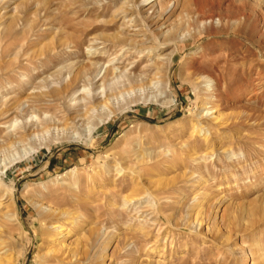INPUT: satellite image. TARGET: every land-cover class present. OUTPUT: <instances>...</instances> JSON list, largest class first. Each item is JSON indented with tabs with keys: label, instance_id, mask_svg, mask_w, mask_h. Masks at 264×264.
<instances>
[{
	"label": "rangeland",
	"instance_id": "rangeland-1",
	"mask_svg": "<svg viewBox=\"0 0 264 264\" xmlns=\"http://www.w3.org/2000/svg\"><path fill=\"white\" fill-rule=\"evenodd\" d=\"M0 264H264V0H0Z\"/></svg>",
	"mask_w": 264,
	"mask_h": 264
},
{
	"label": "bare ground",
	"instance_id": "bare-ground-1",
	"mask_svg": "<svg viewBox=\"0 0 264 264\" xmlns=\"http://www.w3.org/2000/svg\"><path fill=\"white\" fill-rule=\"evenodd\" d=\"M203 22H205V21H203ZM112 60H109V62H111ZM104 67V66H103ZM110 68H111V66H110ZM110 68H109V64H107L106 66H105V71H104V74H103V76L100 78V79H103V80H105L106 78H107V76H108V74H109V71H110ZM103 69V68H102ZM102 69H100L101 71H102ZM101 71H99V72H101ZM111 72V71H110ZM80 75H83L82 74V71H80V72H78V75L76 76V77H79ZM138 78V77H137ZM135 79V78H134ZM131 80H133V78H131ZM136 81H137V79H135ZM69 87V86H68ZM64 88V87H63ZM104 91V90H103ZM104 94L102 93V92H100V93H94L93 94V96H94V98H101L102 96H103ZM82 98H84V97H82ZM214 118H216V119H218L219 118V116H215ZM29 126H30V124H28ZM26 128V127H25ZM25 132H27V130H25ZM23 134V133H22ZM12 137L16 140V139H19L20 137H18V136H14V135H12ZM72 171V170H71ZM199 207V206H198ZM197 208V207H196ZM195 210V209H194ZM63 215H69L68 213H66V212H63L62 213ZM197 214V213H196ZM199 214V213H198ZM196 218H198V217H196ZM199 220V219H198ZM56 223H58V222H56ZM55 224V223H54ZM57 229H60V232H58V234H62V237L61 238H64V239H66V237L69 235V234H71V229H69V228H65V229H62V228H64V226L63 225H59V226H57L56 227Z\"/></svg>",
	"mask_w": 264,
	"mask_h": 264
}]
</instances>
